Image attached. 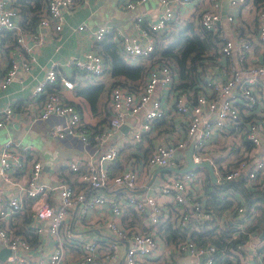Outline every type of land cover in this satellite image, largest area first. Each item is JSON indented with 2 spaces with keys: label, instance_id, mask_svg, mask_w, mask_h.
Segmentation results:
<instances>
[{
  "label": "built area",
  "instance_id": "2783aa9c",
  "mask_svg": "<svg viewBox=\"0 0 264 264\" xmlns=\"http://www.w3.org/2000/svg\"><path fill=\"white\" fill-rule=\"evenodd\" d=\"M84 0H45L42 16L37 24L40 27L61 29L64 11L74 9ZM146 0H123L121 6L135 9ZM163 11L146 28L141 19L135 23L139 36L121 33L116 43L121 56L135 64L140 58L147 57L154 49L151 32L168 34L174 20L172 0H158ZM184 1V0H180ZM221 0H210L198 17L201 34L217 33L220 22H235L234 9L245 0H228L229 11L222 18L219 11ZM257 30L252 35L237 37L222 36L219 44L220 54L213 59L207 71H201L200 79L193 89L173 88L175 71L164 62L148 64L147 75L136 92L115 85L110 90L108 111L111 118L103 129L96 133L91 142L90 134L83 127L78 109L61 97V88L70 89L74 82L63 75L53 62L45 71L43 81L32 89L34 98L42 97L39 110L31 115L33 122L52 119L49 134L61 139H77L84 145H90L97 153L95 159L90 156L82 161L71 160L70 171L77 176L79 186H73L64 177L53 184L40 180L42 164L39 160L26 167L24 148L13 139H6L0 147V177L8 189L0 193V241L10 251L3 264H173V255H181L180 264H220L227 259L230 264H264V239L257 232L248 235L244 249H230L220 253L212 241L200 245L193 239L192 232L202 228L223 227L226 217L235 222L236 230L230 233L235 237L244 228L241 224L252 223L254 212L246 215L242 205L237 202L243 197L235 192L233 204L217 214L206 205L202 183V168H194L185 173H170L162 187L164 193L171 195L167 205L160 204L154 195L145 194L136 198L131 191L139 186L138 162L132 160L130 166L118 173H112L108 165L118 156L115 147L104 149L111 133L124 119L143 111L142 121L131 126L130 140L139 142L144 133L154 134L153 122L165 115L167 107L163 105L157 88L171 91L176 113L181 117L185 132L170 143L164 138L156 139L143 167H162L185 165L184 150L193 140V161L208 160L216 175V182L238 180L242 177L247 190L259 187L264 189V4L257 9ZM79 30L83 25L77 27ZM4 29L16 33L17 54L20 59H11L5 73L0 75V89H4L13 80L20 69L29 70L34 62L35 47L43 41L38 31L23 32L17 10L10 0H0V34ZM108 27L98 25L92 31L96 42L102 40ZM28 39H25V38ZM32 41L29 44L27 41ZM257 47L259 57L253 58V47ZM249 55L248 61L245 60ZM221 59V62L218 60ZM237 60L234 62V57ZM231 63L226 71L227 60ZM73 69V77H101L105 72V62L97 50H87L80 57H71L67 62ZM60 80V87L54 85ZM14 109L7 104L0 109V127L10 119ZM236 145L237 158L232 164L216 161L217 154L212 147L223 149L226 144ZM15 174H20L13 177ZM196 187H199L196 188ZM10 188V189H9ZM13 190V191H12ZM57 191L59 201L54 204L50 199ZM102 191L110 194L105 197ZM3 197H6L5 199ZM107 199L111 212L121 217L128 209L143 215L146 228L142 231L127 227L119 222L110 221L106 227L113 238L101 240L98 237H82L74 233L65 222L67 210L76 205L82 210H91ZM173 205L174 207H171ZM171 208L176 210L175 227L187 229L185 238L172 249L163 245L157 229L169 216ZM26 214L23 231L11 226L12 218ZM8 219H11L9 221ZM164 220V221H163ZM48 236L52 247L37 252L36 245L30 242V236ZM123 251L119 252V246ZM160 248V249H159ZM73 250V252H71ZM164 253V254H163Z\"/></svg>",
  "mask_w": 264,
  "mask_h": 264
},
{
  "label": "crops",
  "instance_id": "0c3cea01",
  "mask_svg": "<svg viewBox=\"0 0 264 264\" xmlns=\"http://www.w3.org/2000/svg\"><path fill=\"white\" fill-rule=\"evenodd\" d=\"M14 0H10V2ZM123 0H84L74 9L64 11L62 15L61 29L55 30L52 27H40L35 29L43 37V41L35 47V60L31 63L29 70L20 69L13 80L6 88L0 89V109L7 104H11L14 113L6 123L0 127V147L1 144L8 138L13 139L24 148L26 167H30L31 163L39 160L42 164L40 180L47 184H53L59 177L66 178L73 186H79L77 176L70 171L68 163L73 161H82L85 158L92 156L95 159L96 154L94 148L90 145H84L77 139H55L50 136L49 131L52 125V119L38 120L33 122L31 115L36 113L42 105L43 98H34L31 94L32 89L38 82L43 81L45 71L53 62H56L58 70L70 77L74 86L70 89L61 88V97L65 102L73 104L79 111L81 120L90 130L96 131L104 127L111 115L108 111L110 85L112 77L105 72L101 77H73L74 69L67 63L71 57H80L87 50H96V40L93 37L92 31L98 25L108 27V32L105 37H112V40L117 41L121 33L130 36H139V30L135 29V23L138 18L141 19V25H148L153 22L163 11V5L158 0H146L135 9H128L121 6ZM210 0H172L174 6V20L168 34L172 37L179 29L187 22H193L195 30L201 35V29L198 24V17L203 8H205ZM251 2L252 5H249ZM225 13L229 11L228 0H221L219 11ZM254 5V0H245L234 9L235 22L228 23L223 19L219 24L218 32L216 33L222 41V36L237 37L239 35H252L257 30V12ZM224 13V15H225ZM222 15V18L224 17ZM79 25H83L82 29H78ZM146 27V26H145ZM25 39H28L27 37ZM218 42L219 44L221 43ZM32 44V41H27ZM9 42L0 44V75L5 73L11 59H20L17 54L16 45L10 47ZM259 57L257 47H253V58ZM249 55L245 60L247 62ZM234 62L237 60L234 57ZM221 56L218 62H221ZM215 61L207 59L203 67V71H207L208 67ZM228 59L224 69L229 71ZM107 73L108 76H105ZM90 85H100L103 89L98 94L94 104H91L79 92L80 89ZM175 86L173 85V88ZM157 94L164 106L167 107V112L162 118L155 119L153 122L154 134L144 133L139 142L130 140L131 126H137L142 121V113L140 111L133 116H128L123 123L116 128L109 136L104 149L115 147L118 150V156L112 163L108 165L112 173H118L130 166V162L135 160L138 162V178L139 186L131 191H124L126 194L132 193L136 198L141 199L145 194H152L156 200L163 205H167L171 201V195L164 193L162 187L166 182L167 177L173 171H162L155 174V171L160 167L147 166L143 167L150 154L153 143L160 138H164L170 143H176L177 139L181 138L185 132V126L181 117L176 113L173 105V95L170 90L163 87L157 88ZM160 120L166 121L169 125L159 123ZM126 123L128 127L125 132L121 126ZM167 128V129H166ZM242 143L232 145L226 144L223 149L212 147V150L217 154L216 161L219 163L232 164L237 158V148ZM186 150V149H185ZM184 150V155H185ZM186 160V156H185ZM186 164V162H185ZM182 167V166H180ZM19 178L20 174H15L13 177ZM202 188L204 187L205 172L202 170ZM0 177V193L4 194L8 189ZM199 189V187H196ZM10 189V188H9ZM204 189V188H203ZM13 191V190H12ZM232 192V190L230 191ZM102 194L107 197L110 194L102 191ZM232 194V198H233ZM104 197V202L98 204L91 210H82L81 206L76 205L69 208L66 213L65 222L69 224L74 233L80 234L82 237H98L101 240H107L114 237L113 233L106 227V223L110 221L119 222L125 226L133 227L135 230L142 231L146 228L143 223V217L130 211L124 213L121 217L114 215L108 205L107 199ZM4 199L6 197H3ZM231 198V197H230ZM50 199L54 204L59 201L57 191H53ZM256 212V211H255ZM224 211L220 214H223ZM27 215L18 214L11 219V226L16 231L25 229ZM225 222L231 223V218L226 217ZM223 223V224H224ZM249 223H243V227ZM252 233V232H251ZM157 234L162 239L165 247L173 248L172 241L167 240L159 229ZM30 242L36 245L37 252L45 251V247H52V240L48 236L41 237L31 235ZM33 242V240H35ZM175 244V242H174ZM3 244L0 241V254L3 253ZM160 249V248H159ZM123 251V246H119V252ZM73 252V250H71ZM164 254V253H163ZM2 264L3 260L1 259ZM184 260L181 255H173V264H180Z\"/></svg>",
  "mask_w": 264,
  "mask_h": 264
},
{
  "label": "trees",
  "instance_id": "16d2710c",
  "mask_svg": "<svg viewBox=\"0 0 264 264\" xmlns=\"http://www.w3.org/2000/svg\"><path fill=\"white\" fill-rule=\"evenodd\" d=\"M10 3L17 10L18 22L22 31L27 33L34 32L44 12L45 0H14V2L11 1ZM263 4L264 0H254L256 10ZM144 26L149 29L146 24ZM194 28L193 22H187L173 37L170 34L151 32L154 39V49L147 57H141L139 62L135 64L127 62L121 56L118 45L112 40V37L104 36L102 40L96 43V50L104 58V72H108L113 79L110 88L120 85L133 92L138 91L147 75V62L152 63L155 61L164 62L175 71L174 86L176 88H195L197 80L200 79L201 71H203L205 61L207 59L213 60L212 58L220 54L218 42L221 39L216 33L212 32H205L204 35H200ZM4 42L11 43L9 48L15 46L16 33L13 30L4 29L0 34V44ZM54 85L60 87L59 78L56 79ZM102 89L100 85H90L80 89L79 92L91 104H94ZM159 123L167 125L169 128L166 121L160 120ZM82 125L90 134L91 142H94L92 137L103 129L102 127L92 131L85 123ZM203 170L205 172L204 200L208 207L219 215L232 206V194L238 192L243 199L237 202V206L242 205L245 208L244 213L246 215L254 212L255 218L252 223L245 226L235 237L229 236L230 233L237 231L234 221L231 223L225 222L222 225L223 227L202 228L200 231H193L192 236L197 244L203 245L207 241H212L216 244L218 254H220L223 252L222 250L225 252H229L230 249L243 250L244 243L251 232H257L264 239V189L256 187L254 190H247L242 177L238 180L212 182L206 170ZM231 190L232 192H230ZM171 207L174 206L171 205ZM128 210L138 214L133 209ZM128 210L126 213L130 212ZM140 216L143 217L142 214ZM175 216L176 210L171 208L169 218L160 225L162 234L167 240L172 241L173 246H175L174 242L177 245L184 239L187 232L185 228L175 227ZM26 221H28L27 218ZM35 241L36 239L33 240V242ZM230 263L227 259L220 260V264Z\"/></svg>",
  "mask_w": 264,
  "mask_h": 264
},
{
  "label": "water",
  "instance_id": "95a60500",
  "mask_svg": "<svg viewBox=\"0 0 264 264\" xmlns=\"http://www.w3.org/2000/svg\"><path fill=\"white\" fill-rule=\"evenodd\" d=\"M224 13H225V10L222 11V15H224ZM128 124L124 123L121 126V129L124 132H125L126 128L128 127ZM193 143H194V141L192 140L188 144V146L185 150V156H186V164L185 165H183L182 167H175V166H171V165L162 166L155 171V174H157L158 172H162V171H173L175 173H185V172H188L194 168L199 167V168L206 170V172L208 173L209 178L212 182H216V175L214 173L213 166L208 160H202L199 162L193 161L192 156H191L192 151H193ZM9 253H10L9 250H7L6 248H3V253L0 254V258L4 259L5 256L8 255Z\"/></svg>",
  "mask_w": 264,
  "mask_h": 264
},
{
  "label": "rangeland",
  "instance_id": "374dc122",
  "mask_svg": "<svg viewBox=\"0 0 264 264\" xmlns=\"http://www.w3.org/2000/svg\"><path fill=\"white\" fill-rule=\"evenodd\" d=\"M248 3H249V5H252L251 2H248ZM105 76H108L107 73L105 74ZM0 264H2V261L1 260H0Z\"/></svg>",
  "mask_w": 264,
  "mask_h": 264
}]
</instances>
